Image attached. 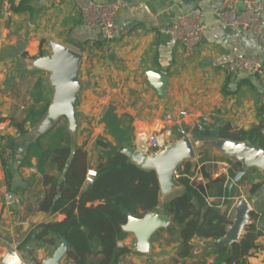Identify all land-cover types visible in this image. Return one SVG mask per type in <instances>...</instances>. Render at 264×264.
Here are the masks:
<instances>
[{
	"label": "crops",
	"instance_id": "obj_1",
	"mask_svg": "<svg viewBox=\"0 0 264 264\" xmlns=\"http://www.w3.org/2000/svg\"><path fill=\"white\" fill-rule=\"evenodd\" d=\"M91 1L113 2L121 6L116 17L118 33L113 40L106 41L98 31L84 25L71 0H29L26 9L18 14L3 11L0 0V264H5L1 259L7 257L11 247L17 249L26 264H44L60 245V240L53 245L38 241L25 244L27 235L37 226L64 219L62 215L39 211L40 202L51 188L49 182L44 183L43 173L53 177L60 174L49 166L43 167L42 173L38 172L35 159H31L28 165H21L25 149L35 141L41 140L46 149L55 143V132L63 129L69 137L71 150L75 152L76 148H82L89 160L88 171H94L99 152L95 143L103 139L115 145L100 123L108 106L114 108L118 117L130 119L124 120L126 124L129 121L132 128L131 145L125 148L133 149H138L140 141L149 133H156L164 146L181 139L180 130L187 137L194 138L195 126L201 116L207 114L210 117L205 130L215 134L225 125L247 131L262 123L263 95L259 83L244 72L226 75L221 66L237 54L256 55L264 66V30L250 34L222 24L216 15L222 9V0ZM194 8L201 11L203 37L192 60L184 62L181 46L172 43L165 30L178 15ZM51 43L82 56L78 72L82 90L76 106L79 127L75 139L71 138L64 117L43 135H34L53 98V89L49 84V73L34 68L33 62L51 55ZM149 72L167 80L163 96L149 81ZM45 106V113L39 116ZM30 110L34 115H29ZM181 113L185 115L181 116ZM28 117L35 121L27 120L25 134L20 135L12 121L20 123ZM6 137H12L16 142L14 152L9 150L7 156L4 152L7 148H2L4 141L1 139ZM205 150L222 157L211 149ZM2 152L8 163V179L1 163ZM222 159L228 164L227 158ZM228 172L229 168L224 164L220 172L207 174L205 182L199 185L204 187L209 180L221 176L228 179ZM246 174L242 179L248 178L249 194L251 184L264 181V175L256 169H250ZM59 179L62 180L63 175ZM215 187L207 190L210 203L220 199ZM233 187L235 190L238 185ZM233 187L228 186V189ZM8 192L14 194L10 202ZM167 196L160 198L161 204ZM251 208L260 215L264 214V197L254 200ZM168 219L166 230L171 226ZM258 229L261 234L256 244L261 249L251 254L247 264H264V221L258 224ZM129 235L131 233L126 236L129 242L125 238L118 246L131 250L130 257L134 252L143 255L132 246L135 236L132 234L133 239H130ZM199 243L203 247V242ZM169 245L176 251V244ZM153 247L151 244V250ZM151 261L152 264L163 263L160 255ZM186 262L190 264L192 261ZM59 264L73 263L64 255ZM136 264H141L140 260Z\"/></svg>",
	"mask_w": 264,
	"mask_h": 264
},
{
	"label": "trees",
	"instance_id": "obj_2",
	"mask_svg": "<svg viewBox=\"0 0 264 264\" xmlns=\"http://www.w3.org/2000/svg\"><path fill=\"white\" fill-rule=\"evenodd\" d=\"M29 0H23L11 8L13 13H21ZM45 108L39 112L42 116ZM29 115H34L32 110ZM27 120L17 123L12 121L20 135L25 134L24 124ZM127 116L118 117L112 106L103 112L100 123L105 126L106 133L114 140L115 145L103 139L95 144L99 149L94 167L95 177L90 185L84 182L89 168L87 153L76 148L73 155L68 135L58 129L53 136L55 143L44 149L41 140H37L25 149L21 165H28L31 159L37 162V171L49 166L60 175L56 177L43 173L44 183L49 182L51 188L47 196L40 202L39 211L50 215H62L60 222L41 224L31 231L25 240L38 241L53 245L55 241L64 239L69 245L66 254L73 264H132L124 263V257L132 252L127 247H119L127 233L123 231L129 217L141 218L149 212L170 218L171 226L167 228L169 243L176 244L175 257L171 264H247V259L254 251L261 249L256 240L261 234L258 224L264 221V214L255 210L249 213L248 223L240 240L231 246L219 243L231 222L226 212L219 210V205L207 201V190L216 186L218 197L226 201L227 209L233 197L234 187L229 190L239 164L227 161L230 168L228 179L221 176L209 180L206 186L197 185L189 178L191 164L183 163L178 169L176 179L180 189L168 195L161 204L159 184L154 171L137 168L122 153L131 145L132 128ZM262 125L250 130H234L225 125L217 132V137L234 142H248L264 151V134ZM211 132L193 131L194 138L209 137ZM3 147L14 152L15 139L1 138ZM1 163L6 178H9L8 163L2 157ZM63 179L60 180V176ZM247 175V174H246ZM243 180V179H242ZM241 180V182H242ZM240 182V183H241ZM250 182V181H249ZM264 181L252 183L249 194L255 196ZM49 197V199H48ZM194 241L203 242V254L196 257ZM208 260L211 262L208 263Z\"/></svg>",
	"mask_w": 264,
	"mask_h": 264
},
{
	"label": "water",
	"instance_id": "obj_3",
	"mask_svg": "<svg viewBox=\"0 0 264 264\" xmlns=\"http://www.w3.org/2000/svg\"><path fill=\"white\" fill-rule=\"evenodd\" d=\"M50 46L51 55L33 62L34 68H39L49 73V84L53 89V98L44 118L35 128L34 135L35 137L43 135L60 118L64 117L68 123V132L71 138L75 139L79 127L76 106L80 99L79 93L82 90V85L78 78L82 56L54 43H51ZM147 77L159 91L160 96H163L167 80L154 72H149ZM205 149H211L223 158L239 164V168L229 184L230 188L240 182L250 169H256L264 175V151L262 149L248 142L220 139L215 133H211L209 137L205 138L183 136L178 141L165 145L159 151L151 154L147 153L144 139L140 141L138 149L125 148L122 153L137 168L155 172L159 184V198H161L180 188L176 180V171L180 165L191 161L196 153ZM71 153L73 154L74 150H71ZM13 197L14 194L8 192L7 200L9 202ZM263 197L264 184L252 199H240L238 201L234 209L233 221L219 240L220 244L229 247L240 240L248 223L249 213L252 211L251 207L254 200ZM168 225V217L149 212L141 218L129 217L122 229L125 233H131L135 236L134 249L146 254L151 249L150 240L153 234ZM68 250L69 245L64 239H61L60 245L44 264H59L61 258L67 254Z\"/></svg>",
	"mask_w": 264,
	"mask_h": 264
},
{
	"label": "built area",
	"instance_id": "obj_4",
	"mask_svg": "<svg viewBox=\"0 0 264 264\" xmlns=\"http://www.w3.org/2000/svg\"><path fill=\"white\" fill-rule=\"evenodd\" d=\"M23 0H1V7L5 12H11V8ZM81 15V20L89 28L99 32L106 40H113L117 33L116 17L121 6L117 3H95L91 0H71ZM219 21L225 26L238 28L250 34H259L264 30V2L254 0H222V9L216 14ZM201 11L194 8L186 13L180 14L174 22L165 30L170 41L179 44L182 48L181 58L184 62L191 61L193 55L203 37V26L200 22ZM222 72L226 75H234L244 72L252 75L262 89L261 107L263 110L262 129L264 134V66L261 59L256 55L237 54L231 61L221 66ZM185 113H181L184 116ZM210 115L201 116L200 122L195 126L198 132L205 130ZM168 121L171 119L168 117ZM182 138L186 136L183 130L179 131ZM147 153L159 151L164 145L157 138L156 133H149L145 137ZM7 156L9 149L4 150ZM95 177V171L89 170L85 175L84 182L90 185ZM11 258H18L19 264H26L21 260L19 252L11 247L8 252ZM6 258V257H5ZM5 258L3 262H5ZM11 263V262H10Z\"/></svg>",
	"mask_w": 264,
	"mask_h": 264
},
{
	"label": "rangeland",
	"instance_id": "obj_5",
	"mask_svg": "<svg viewBox=\"0 0 264 264\" xmlns=\"http://www.w3.org/2000/svg\"><path fill=\"white\" fill-rule=\"evenodd\" d=\"M62 124L65 125V122L62 121ZM190 164H191V170H190L189 178L192 182H194L197 185L205 182L204 177L207 174L220 172L224 168V164L227 165L228 168H230L229 164H227L225 162V159H222V157H219L217 154L212 153V151H209V150H204V152L200 156L196 155L195 158L193 160H191ZM178 169L183 170V167L181 166ZM177 171H176V174H177ZM177 178H178V176L176 175V179ZM247 181H248V178L244 179L242 182L240 181L241 183L240 182L237 183L238 187L234 190L233 197L229 201L231 203V206L229 209H227L226 201H223V199H216L214 201L216 204L219 205V210L221 212H223V213L226 212L227 219L230 222L233 221L234 209H235V206L238 203V201L240 199H246V200H248V198L250 199V195L248 194L249 186L247 185ZM206 194H207V196L209 195L208 192H206ZM208 202L210 203L209 200H208ZM128 237L130 239L132 237V239H133L132 234L129 235ZM153 237L154 238L151 239V244L154 245V247L152 249L153 251L150 249V251L146 254L141 253L143 255H140L138 252H134L132 257H130V256L124 257V263H127V262L129 263L130 260L132 259L133 260L132 264H136V262L139 260H140L141 264L142 263L152 264L151 263L152 258L155 257L156 255H160V256H162V262H163L161 264H164V263L171 264L173 258L175 257V251L173 250V247L169 245V237L167 235L166 228H163L162 230L156 231L154 233ZM127 241L129 242V239H127ZM133 244H135L134 240H133ZM133 244H132V246L134 248L135 245H133ZM201 244L202 243H199L198 241H196L194 243L195 248L197 249L196 250V257L202 256V254L204 252L201 249L202 248ZM8 252L6 253V256H8ZM19 255H20V253H19ZM20 257H21V255H20ZM3 259H1V262H3ZM21 260L24 263H26L22 259V257H21Z\"/></svg>",
	"mask_w": 264,
	"mask_h": 264
},
{
	"label": "bare ground",
	"instance_id": "obj_6",
	"mask_svg": "<svg viewBox=\"0 0 264 264\" xmlns=\"http://www.w3.org/2000/svg\"><path fill=\"white\" fill-rule=\"evenodd\" d=\"M5 262H6V264H19L20 263V260L18 258H14V257L11 258L10 256H7L5 258Z\"/></svg>",
	"mask_w": 264,
	"mask_h": 264
}]
</instances>
